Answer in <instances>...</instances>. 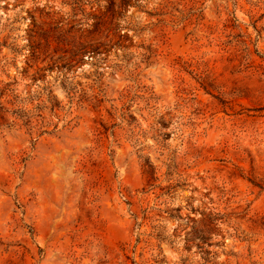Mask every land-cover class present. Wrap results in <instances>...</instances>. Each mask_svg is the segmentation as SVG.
Returning <instances> with one entry per match:
<instances>
[{"label":"rangeland","instance_id":"obj_1","mask_svg":"<svg viewBox=\"0 0 264 264\" xmlns=\"http://www.w3.org/2000/svg\"><path fill=\"white\" fill-rule=\"evenodd\" d=\"M0 264H264V0H0Z\"/></svg>","mask_w":264,"mask_h":264}]
</instances>
